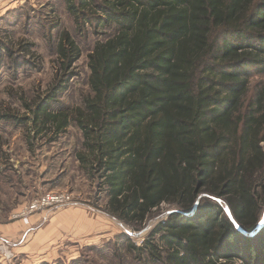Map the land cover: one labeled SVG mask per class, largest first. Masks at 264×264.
I'll return each mask as SVG.
<instances>
[{
	"label": "trees",
	"instance_id": "obj_1",
	"mask_svg": "<svg viewBox=\"0 0 264 264\" xmlns=\"http://www.w3.org/2000/svg\"><path fill=\"white\" fill-rule=\"evenodd\" d=\"M66 2L97 39L89 94L58 128L80 129V159L117 217L141 225L163 203L179 208L128 251L145 264H264V81H251L264 76V0ZM57 52L67 71L82 56L68 31ZM66 81L35 111L39 131Z\"/></svg>",
	"mask_w": 264,
	"mask_h": 264
},
{
	"label": "rangeland",
	"instance_id": "obj_2",
	"mask_svg": "<svg viewBox=\"0 0 264 264\" xmlns=\"http://www.w3.org/2000/svg\"><path fill=\"white\" fill-rule=\"evenodd\" d=\"M86 29L88 34L78 32L66 0H0V264H145L149 256L139 259L128 246H143L179 209L163 203L141 225L117 217L107 206L104 178L80 159V129L58 128L61 113L71 117L89 94L88 58L97 35L91 25ZM64 31L82 51L68 71L57 52ZM254 73L252 83L264 81ZM67 74V88L49 107L56 118L39 131L35 111ZM48 192L68 193L72 201L37 211L27 221L18 216ZM206 199L226 205L207 192L197 201Z\"/></svg>",
	"mask_w": 264,
	"mask_h": 264
},
{
	"label": "built area",
	"instance_id": "obj_3",
	"mask_svg": "<svg viewBox=\"0 0 264 264\" xmlns=\"http://www.w3.org/2000/svg\"><path fill=\"white\" fill-rule=\"evenodd\" d=\"M70 201H72V196L68 193L48 192L41 194L28 203V205L18 213V216L27 221L29 217L37 211H44L52 205L65 204ZM2 250V247H0L1 254L3 253ZM7 257H9V255H7Z\"/></svg>",
	"mask_w": 264,
	"mask_h": 264
},
{
	"label": "water",
	"instance_id": "obj_4",
	"mask_svg": "<svg viewBox=\"0 0 264 264\" xmlns=\"http://www.w3.org/2000/svg\"><path fill=\"white\" fill-rule=\"evenodd\" d=\"M263 223V221H261V224ZM261 224L256 228V230H260L261 229Z\"/></svg>",
	"mask_w": 264,
	"mask_h": 264
}]
</instances>
